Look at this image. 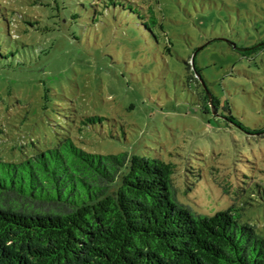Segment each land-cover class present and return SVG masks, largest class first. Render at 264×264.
I'll return each mask as SVG.
<instances>
[{"label": "rangeland", "instance_id": "1", "mask_svg": "<svg viewBox=\"0 0 264 264\" xmlns=\"http://www.w3.org/2000/svg\"><path fill=\"white\" fill-rule=\"evenodd\" d=\"M125 1L0 0V158L161 159L180 203L264 236V0Z\"/></svg>", "mask_w": 264, "mask_h": 264}, {"label": "trees", "instance_id": "2", "mask_svg": "<svg viewBox=\"0 0 264 264\" xmlns=\"http://www.w3.org/2000/svg\"><path fill=\"white\" fill-rule=\"evenodd\" d=\"M173 173L161 159L93 154L67 136L19 161L0 158V264H264V236L241 222L242 209L193 212Z\"/></svg>", "mask_w": 264, "mask_h": 264}]
</instances>
